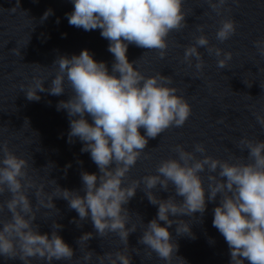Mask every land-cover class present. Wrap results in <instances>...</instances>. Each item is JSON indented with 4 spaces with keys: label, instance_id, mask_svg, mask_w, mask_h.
I'll list each match as a JSON object with an SVG mask.
<instances>
[{
    "label": "clouds",
    "instance_id": "1",
    "mask_svg": "<svg viewBox=\"0 0 264 264\" xmlns=\"http://www.w3.org/2000/svg\"><path fill=\"white\" fill-rule=\"evenodd\" d=\"M207 2L219 15L227 0ZM72 3L74 10L66 14L69 25L85 31L100 29L101 36L109 41L108 51L114 56L111 74L105 62L95 61L84 49L70 58L58 56L53 62L58 65V70L51 85L45 88L43 80H34L25 94L29 101H39L38 92L60 96L65 93L67 83L71 95L66 101L58 102L57 110H66L69 117L68 142L73 143V138L83 142L81 152L90 153L99 175L82 171L81 190L62 189L57 185L56 191L62 195L49 194L48 202H45L43 186L37 189L28 177L27 161L11 152L7 144L3 145L0 148V195L8 192L10 198L0 203V213L6 208L11 215L7 220H0V256L19 259L23 264H31L32 258L44 260L47 264L53 260H72V247L58 234L62 225L54 221L49 235L41 234L39 226L34 223L36 214L28 192L35 189L38 206L55 207L53 198H62L68 202L69 209L77 212L79 219H74L73 223L78 227L81 221L91 220L94 233H84L77 244L88 243L94 235L102 238L114 233L125 245L123 251L102 256L88 250L81 258L85 264L93 255H96L98 264H105V261L108 264H131L132 257L127 252L128 238L136 232V226H127L129 210L126 205L135 197L141 181L134 180L131 185L124 186V178L140 159L149 139L157 138L170 127H182L191 114V107L177 95L178 89L170 86L171 76L161 73L145 76L135 66L136 61L130 62L128 45L158 50L163 58L169 34L186 26L184 0H72ZM51 14L49 9L42 19ZM198 30L202 33L203 26ZM235 32L236 22L230 18L222 19L216 39L223 43ZM254 46L264 57V39L254 41ZM199 47L217 57L223 52L210 46L207 36H197L195 44L185 48L183 61L191 66L192 58H195L198 71L204 68ZM231 58L230 52H223V59H218L217 67L225 68ZM86 116L91 117L92 123ZM257 121L264 127V117L258 116ZM141 128L144 135L139 131ZM239 145L247 150L248 162L243 158L229 162L204 155L206 149L201 143L194 146L193 152L177 144L173 148L177 158L161 160L156 175L142 178L149 203L158 205L156 218L146 224L138 239V244L150 249L149 257L155 252L166 264H171L178 244L168 229L175 224L177 236L194 238V234L191 224L182 219H170V216L199 213L203 217L207 203L215 202L219 195L212 223L229 247L231 264H244L245 260L249 264H264V140L243 138ZM195 153H201L203 158H197ZM206 168L209 173L207 188L200 175ZM157 186L165 192H169L171 186L174 195L159 198L152 191ZM80 191L85 195H80ZM176 197L182 199L177 201ZM160 222H164L163 226Z\"/></svg>",
    "mask_w": 264,
    "mask_h": 264
}]
</instances>
